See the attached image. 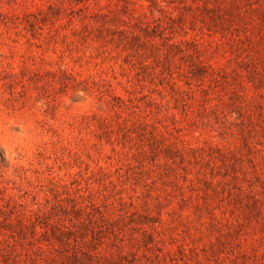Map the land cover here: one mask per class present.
<instances>
[{
	"label": "rangeland",
	"instance_id": "obj_1",
	"mask_svg": "<svg viewBox=\"0 0 264 264\" xmlns=\"http://www.w3.org/2000/svg\"><path fill=\"white\" fill-rule=\"evenodd\" d=\"M0 264H264V0H0Z\"/></svg>",
	"mask_w": 264,
	"mask_h": 264
}]
</instances>
